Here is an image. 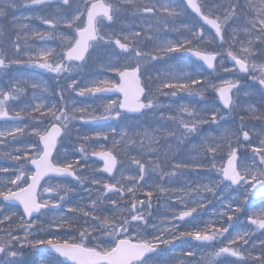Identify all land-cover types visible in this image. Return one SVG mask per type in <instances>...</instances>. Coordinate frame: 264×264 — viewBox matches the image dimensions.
Instances as JSON below:
<instances>
[{
    "label": "snow or ice",
    "instance_id": "6c2138e0",
    "mask_svg": "<svg viewBox=\"0 0 264 264\" xmlns=\"http://www.w3.org/2000/svg\"><path fill=\"white\" fill-rule=\"evenodd\" d=\"M23 3L27 7L55 4L56 11L51 16L38 17L49 26L48 32L33 30L29 34L27 24L13 21L15 36L5 39V30L0 27V74L8 79L7 86L0 87V120L29 121L23 126L0 130V144L28 137L12 151H0V157L15 165L11 169L0 167V173H11L0 182V202L22 209L9 214L0 210L3 233L0 264H20L17 257L22 256L21 249L38 246L50 249L46 264H159L166 246L183 237L212 248L191 264H217L219 258L226 256L236 258L228 264H264V240L259 242L258 249L255 244L246 247L255 230H264V208L247 217L254 229L237 232L231 238L225 235L234 219H239L237 214L242 213L250 197L258 194L264 197V139L259 146L251 147V157L247 151L239 152L244 142L249 146L252 143L243 122L248 118L264 121V107L249 104L247 116H240L241 127L236 131L225 128L216 138L203 136L197 147L198 159L173 162L169 155L171 139L183 144L187 137L200 134L201 125L218 124L225 117L215 104L201 110L203 115L181 105L176 114L165 116L159 100L160 96L175 97L178 92L203 97L211 89L229 112L238 106L233 93L249 97L259 92L264 105V0H201L200 3L184 0L186 7L177 0H23ZM16 7L15 0H0V17ZM188 8L198 21H181L176 27ZM146 14L154 17L155 22L144 20L147 27L141 31H127L121 23L124 16L143 18ZM117 24L119 30L114 27ZM169 25L180 34V39H163L153 34ZM204 25L210 26L214 34L206 36ZM105 28L112 30L106 32ZM32 38L55 39L60 50L34 49L29 43ZM145 40L154 42L152 51L144 50ZM101 51L104 56L97 55V61L102 71L115 73L119 79H94L82 86L73 74L78 75L77 70L93 53ZM178 52L191 53L213 73L218 62L220 70L231 78L211 73L205 77L195 69L189 72L183 68L144 78L148 61ZM226 62L234 63L226 67ZM13 65L36 67L57 78L68 74L63 77L66 87L58 85L50 93L44 81L9 76ZM241 74L255 83H241ZM29 87L33 90L31 99L16 109L10 102L27 97ZM110 92L118 93L119 98L102 104L98 114L77 100ZM45 94H50L53 100L49 102ZM158 112L164 123L157 129L123 123L126 113L141 116L151 113L154 118ZM106 120L121 122L119 130L112 128L111 134L95 131L78 137L74 151L80 156L75 160L67 157V150L64 159L54 157L58 145L71 139L75 121ZM101 138L106 143L97 149L94 145ZM225 152L226 163L218 165L217 159L224 160ZM89 156L103 161L102 167L90 169L86 163ZM188 169L215 170L218 179L202 180L194 187L188 184L173 188L176 178ZM66 178L71 181L62 182ZM54 180L58 182L53 183ZM42 181L48 182L42 184ZM221 186L238 194L222 200L218 219L203 228L180 231V222L194 218L210 203L204 194L215 197ZM81 188L87 192L86 197H81L65 214L54 217L47 229L37 227L39 216L62 207ZM161 197L167 198L162 205L165 212L159 214L161 222L150 223L153 200ZM52 228L67 232L56 235L49 231ZM38 231L45 235L37 236ZM218 241L222 246H215ZM185 255L195 257L196 253Z\"/></svg>",
    "mask_w": 264,
    "mask_h": 264
},
{
    "label": "rangeland",
    "instance_id": "374dc122",
    "mask_svg": "<svg viewBox=\"0 0 264 264\" xmlns=\"http://www.w3.org/2000/svg\"><path fill=\"white\" fill-rule=\"evenodd\" d=\"M161 2H164V0H161ZM178 3L181 4V6L185 7L184 4L182 3L181 0H177ZM200 3L201 0H198ZM219 2H224V0H219ZM15 3L17 4V7L14 9H9L8 13L5 17H0V27H3L5 30V39L8 38V36H12L14 38L15 36V29L13 27V21L17 24H27L29 26V34L33 30L39 31L41 33L48 32L50 31L49 26L45 25L41 22V20L38 18L40 16H51L55 13L56 7L55 4L51 5H44V6H38L37 8L34 7H27L24 5L23 0H15ZM188 11H186V14ZM183 16L180 21H177L176 27L180 26V22H189V23H196L197 20L191 19L189 16ZM145 16V15H144ZM137 16V17H132L131 15H127L122 17L121 23L124 26H131L132 24L134 25L135 22L133 20L135 19L138 20L139 18L145 19ZM151 19L154 20L153 23L155 22V18L148 17L146 20ZM137 22V21H136ZM33 23H38V28H32ZM200 23V22H199ZM201 24V23H200ZM117 30H119L120 25L117 24L114 26ZM146 24H141L138 26L139 30H142L143 28H146ZM169 28V27H168ZM205 29V28H204ZM112 28H105V31H111ZM175 31L174 29H172ZM167 31V29H166ZM209 33H211L209 30L205 29V35L207 36ZM158 35L160 38L163 39H168L170 37L167 36V32L165 33V30L163 27H161L159 33H153ZM178 35V32L175 31V34L172 35L171 39H180V36H175ZM174 37V38H173ZM44 41L47 42L45 46H43L41 43ZM29 43L32 45L34 49H42V48H57L59 51L60 49L58 48L59 41L53 39L49 40L45 38L44 40H39L38 38H32L29 40ZM144 50L145 51H152L154 49V42L153 41H144ZM212 47V46H210ZM97 55L103 57L104 53L98 52V53H93L92 57L88 60V62L78 69V75L73 74V78L77 79L78 82L83 86L88 83H90L94 79H101V78H108V79H113L116 80V74L111 73V72H103L100 63L97 61ZM115 60V57L112 58ZM232 63L234 62H226L225 66L226 67H231ZM167 65H170L169 70H176V69H185L186 71L191 72L193 69H195L198 72H202L203 76L208 77L209 74L211 73L212 76H222L224 78H231L228 74H225L220 70V65L217 62L216 67L217 71L212 72L211 69H206L201 67L198 64H195L189 60H186L180 52L175 53L174 55H170L169 57H165L164 59L157 60V61H148L145 72H144V77L145 79L148 76H152L155 78L158 73L163 74L166 71ZM42 74H44L46 77H43ZM9 76H23L26 78L30 79H35V80H41L47 83L50 93L54 92L55 89L59 86H65L66 84L63 83V77L68 75V74H62L61 78H57L55 74H51L46 72L45 70L36 68V67H29L27 65H13L11 67L10 72L8 73ZM243 76V79L241 83L243 84H249L253 85L255 82H253L249 76L241 74ZM218 82V81H214ZM8 84V79L6 76L3 74H0V87H6ZM258 88V85H256ZM32 89L29 87L27 90V97L22 98L20 101L17 102H10L12 106H14L16 109H19L20 107H23L24 103L26 100H30L32 96ZM168 91V90H165ZM187 94V92H184ZM47 97V100L51 102L53 100V97L50 94H45ZM75 96V93L72 94ZM178 97H179V92L177 96L172 97L169 96L163 100L164 102H161L163 105V108L161 111L164 112L165 116L168 115H174L178 112L179 109V104H178ZM116 99L114 97H79L77 98L78 102L90 106V109H95L96 113L98 114L102 108V104L106 103L108 100ZM197 102L194 105L192 109L201 112V115H203V112L201 110L206 109L213 104H215L216 107L220 108V105L218 104V100L215 96V92L211 89H208L203 97L198 96ZM233 99L238 103V106L236 107L235 111L233 112H224L221 109L220 115L225 117V119L221 120L218 122V124H203L200 126L201 132L199 135L193 134L192 136H189L185 139V142L183 144H179L176 140L171 139L169 143L171 144V150L169 152L170 158L173 160V162H181V161H191L193 159H198L199 158V153L197 152V147L199 146L203 136H210L212 138H216L221 135L223 129L227 128L233 131L238 130L241 127V120L240 116L244 115L247 116L246 108L249 104H256L258 107H264V105H261V96L259 92H256L254 95L245 97L242 94L236 95L233 93ZM168 106V107H167ZM29 123V121H22L20 123H10V122H5L2 123L0 121V130H4L7 128L15 127V126H23V124ZM124 124L127 125H140L141 127H148L149 125L153 129H157L162 125L164 122L160 120V114L159 112L156 113L155 117L153 118L152 114L149 113L148 115L140 117L138 120L135 119H127L123 121ZM170 123V122H169ZM246 125L245 130H248L250 132V139H251V146L247 144V142H244V146L239 149L240 153H244L247 151V154L249 157L252 156L251 152V147L252 146H259V142L261 139H264V121H257L254 119H246L243 122ZM121 126V122H115V123H110L106 125H85L84 122L82 121H75L74 122V127L72 130V135L71 139H65L60 145H58L59 151L56 152L55 157L59 160L64 159L65 157V150H67V157L69 159L75 160L80 156L79 152L74 151V145L77 143V138L81 137L85 134L91 135L95 131H100V132H109L111 134V129L112 128H117L119 130ZM174 127V125H172ZM196 135V139L193 141L194 136ZM28 137H21L20 141H12L9 139L7 144H0V151H12L15 147L21 146V143L24 140H27ZM242 140V136H241ZM106 143L103 141L101 138L96 142L94 147L97 149L99 148L100 144ZM110 144V141L107 142ZM235 139L233 140V144L235 145ZM87 146V145H86ZM168 145H165V149L167 150ZM89 151H91V148H89ZM224 160L217 159V164H223L226 163V157L227 153L225 152L224 154ZM123 159V157H121ZM87 159L86 163L89 166V168H97L99 165H97L94 162L89 161ZM82 162H85L82 160ZM14 162L7 160L6 158L0 157V167H8V168H13ZM9 174L5 173H0V182H3L9 178ZM106 178V177H105ZM218 179V173L215 170H207V169H188L185 170L183 175L179 176L176 178L175 182L171 185L173 188H176L178 186H186L188 184H192L193 187L197 182L200 181H205L207 182L208 180H215ZM48 182V181H47ZM46 182V183H47ZM53 183L58 182V181H52ZM64 183H68L69 181H64ZM151 183V181H148ZM44 183V184H46ZM86 187L88 186L87 184L85 185ZM224 186H221L219 189H223ZM42 192V188H41ZM209 194H206V196ZM87 192L83 190V188L79 189L76 193L71 194L65 202H63L62 207H57L55 209H52L49 211L46 215H41L38 218V224L37 227H44L48 228L49 223L54 217L61 216L66 213L67 209L69 207L75 206L80 200L81 197H86ZM209 197V196H208ZM45 198H48L45 195ZM166 197H161L160 199H154L153 200V218L151 219L150 223L154 224H160L161 218L159 214H162L165 212V208L162 207V205L165 202ZM169 203L172 201L169 200ZM213 202V196H212V201ZM215 202V200H214ZM260 208H264V201L255 203L253 206V209L242 219H239V221L234 220V224L237 223L235 226L234 230H230L229 233L225 234L227 238H231L234 236L237 232H242L245 230L249 229H254V226L249 225L247 217L252 214L255 211H258ZM0 210H2L3 214H9L11 212L19 211L16 208H9V207H4L0 205ZM196 221L194 218H186L184 221L180 222V227L185 225V222L187 223L188 221ZM49 231L53 232L56 235H61L63 236L65 232H67V229L63 230H57L55 228L49 229ZM151 231V229H149ZM22 235V233H19ZM0 235H3L2 232H0ZM37 236H44L45 234L42 232H37ZM261 240H264V230H255L251 236L250 243L246 247L251 248L253 244L257 246V249L259 248V242ZM193 245H189L185 247V250L182 252H177V251H172V250H167L165 248L163 254L159 258V264H191V261L194 259H198L200 254L203 252L211 251L212 248H209L206 244L203 242L195 241L192 240ZM227 240H224V243H226ZM215 246H222L221 243L218 241ZM22 256L17 257V259L20 261V264H46V261L50 258L48 254H43L40 252H36L35 249L32 248H24L21 249ZM188 252H195L196 256L195 257H189L185 255ZM254 255L257 254L256 252L253 253ZM235 257L231 256H226L219 258L217 261V264H228L230 261H235Z\"/></svg>",
    "mask_w": 264,
    "mask_h": 264
},
{
    "label": "water",
    "instance_id": "95a60500",
    "mask_svg": "<svg viewBox=\"0 0 264 264\" xmlns=\"http://www.w3.org/2000/svg\"><path fill=\"white\" fill-rule=\"evenodd\" d=\"M196 58V57H195ZM197 59V58H196ZM111 94H118V93H114V92H110V93H101V95H111ZM119 95V94H118ZM130 114H133V113H130ZM107 121H111V120H106V121H99V122H95V123H101V122H107ZM55 153V152H54ZM94 159H96V160H99V158H97V157H93ZM99 161H101V160H99ZM102 163H103V161H101ZM44 181H42V183H43ZM259 195V194H258ZM3 203H6V204H9L8 202H3ZM13 206H18V205H13ZM22 210V209H21ZM40 250H42V251H45V252H49L50 251V249H48V248H46L45 246H42V247H40L39 248Z\"/></svg>",
    "mask_w": 264,
    "mask_h": 264
},
{
    "label": "bare ground",
    "instance_id": "6f19581e",
    "mask_svg": "<svg viewBox=\"0 0 264 264\" xmlns=\"http://www.w3.org/2000/svg\"><path fill=\"white\" fill-rule=\"evenodd\" d=\"M37 7H38V6H35L34 8H37ZM136 21H137V22L144 23V19H138V20H136ZM34 26L37 27V25H34ZM171 27H172V26H171ZM172 29H173V28H172ZM169 67H170V66H168L166 70H169ZM42 76H43V77H46L44 74H42Z\"/></svg>",
    "mask_w": 264,
    "mask_h": 264
}]
</instances>
